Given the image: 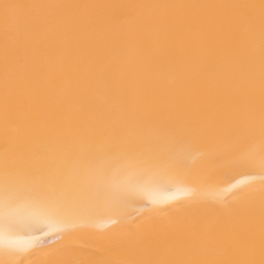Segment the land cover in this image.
<instances>
[{"label":"snow or ice","instance_id":"6c2138e0","mask_svg":"<svg viewBox=\"0 0 264 264\" xmlns=\"http://www.w3.org/2000/svg\"><path fill=\"white\" fill-rule=\"evenodd\" d=\"M93 5L5 4V150L0 162V250L16 254L22 227L51 219L67 220L102 203L119 205L163 181L178 179L190 164L194 143L206 137L228 146L214 158L216 166H255L264 171V0L260 8L259 143H256L255 72L250 54L246 66L233 44L243 32L255 34V19L243 10L255 5H150L180 13L171 38L187 53L173 71L175 82L156 76L123 78L115 83L111 69H85L72 79L61 70L71 63L62 44L98 21L64 13ZM44 10L28 29L33 58L11 68L9 26L20 31V9ZM52 10V11H48ZM28 90L26 131L9 138L8 122L17 105L16 93ZM192 111L196 119L176 118ZM245 114L243 122L240 113ZM247 194L235 192L237 199ZM223 202V196H216ZM157 212H165L152 200ZM261 255L264 257V185L260 188ZM238 215L232 205L216 209ZM254 215V209L249 212ZM239 229L234 224L232 231ZM193 237L213 240L216 227L193 219L180 226ZM196 241L193 240L195 246ZM249 232V247H254ZM3 264V262H0ZM64 264H80L68 260ZM114 264H256L252 259L227 261H119ZM260 264H264V258Z\"/></svg>","mask_w":264,"mask_h":264},{"label":"bare ground","instance_id":"6f19581e","mask_svg":"<svg viewBox=\"0 0 264 264\" xmlns=\"http://www.w3.org/2000/svg\"><path fill=\"white\" fill-rule=\"evenodd\" d=\"M5 4L17 5H93L99 7L65 9L64 13L86 21H98L95 27L85 25L83 31L69 35L63 42L71 63L62 71L72 79L82 77L85 69L103 66L111 69L115 83L133 76H156L175 82V66L187 53L171 38L177 16L186 10H173L150 5L243 4L255 5L243 10L242 19H255V34L249 38L240 32L233 44L235 56L242 66L253 56L255 72L256 143H259L260 109V8L261 0H0V162L5 150L4 80H5ZM24 8L17 13L20 31L9 26L7 47L11 68L23 67L35 55L34 42L28 29L43 12ZM52 11V10H48ZM17 105L8 122L9 138L26 131L28 90L17 93ZM176 118L196 119L192 111L176 113ZM245 114L239 115L243 122ZM228 146L201 137L192 148L190 164L178 179L155 184L148 192L119 205L102 203L67 220L51 219L22 227L17 233L19 251L6 255L0 250L3 264H114L119 261H227L262 258L260 233V188L264 171L255 166H216L211 161L228 152ZM235 192L247 195L237 199ZM223 196V202L215 199ZM167 209L157 212L151 201ZM232 205L237 216L222 215L216 209ZM254 209V215L249 212ZM193 219L216 227L213 240L193 237L180 226ZM239 229L232 231L233 225ZM254 232V247H249V232ZM193 240L196 241L195 246Z\"/></svg>","mask_w":264,"mask_h":264}]
</instances>
